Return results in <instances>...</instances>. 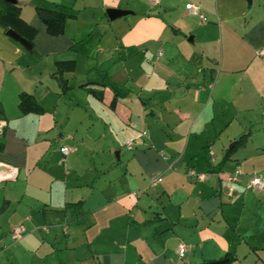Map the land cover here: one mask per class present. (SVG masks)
<instances>
[{
  "label": "crops",
  "instance_id": "1",
  "mask_svg": "<svg viewBox=\"0 0 264 264\" xmlns=\"http://www.w3.org/2000/svg\"><path fill=\"white\" fill-rule=\"evenodd\" d=\"M14 1L35 35L0 28V264H264V0Z\"/></svg>",
  "mask_w": 264,
  "mask_h": 264
},
{
  "label": "trees",
  "instance_id": "2",
  "mask_svg": "<svg viewBox=\"0 0 264 264\" xmlns=\"http://www.w3.org/2000/svg\"><path fill=\"white\" fill-rule=\"evenodd\" d=\"M36 12L45 26L47 34L50 36H59L63 33L64 24L68 18L67 15L61 11L40 8L36 9ZM0 28L4 33L12 30L32 45L35 31L21 20L20 10L16 2L10 3L5 0H0ZM59 66L72 69V63L59 64ZM19 107L24 114L39 110L35 101L29 95L20 96ZM224 259H227L226 264H229L233 258L227 254L222 260Z\"/></svg>",
  "mask_w": 264,
  "mask_h": 264
},
{
  "label": "built area",
  "instance_id": "3",
  "mask_svg": "<svg viewBox=\"0 0 264 264\" xmlns=\"http://www.w3.org/2000/svg\"><path fill=\"white\" fill-rule=\"evenodd\" d=\"M185 9L188 11L189 14L196 16L201 23L207 22L206 17L202 14L199 7L191 5V4H187L185 5ZM4 127H5V123L3 121H0V138L3 134ZM142 135L145 136L146 134L142 133ZM67 138L71 139L70 136H67ZM134 145L135 143L132 141H128L125 143V147L129 151H131L134 148ZM59 151L63 156H67L70 152V149L68 147H61ZM188 174L190 177L194 178L198 182L204 181L206 179L205 175L196 174L194 171H189ZM239 175H240L239 171H236L234 174H232L229 177L230 182L236 183L238 181ZM17 176H18L17 168L12 167L10 165L0 163V183L5 182V181H14L17 178ZM160 182H161V179L157 178L152 182V185L154 186ZM246 188L256 189V190L261 191L264 188V180L260 176H254L250 179ZM227 191L230 194L233 192L231 189H228ZM22 236H23L22 227L18 226L12 229L10 238L13 242L19 241L22 238ZM186 251H187L186 246H184L183 244H180L177 248L178 257L183 258Z\"/></svg>",
  "mask_w": 264,
  "mask_h": 264
},
{
  "label": "water",
  "instance_id": "4",
  "mask_svg": "<svg viewBox=\"0 0 264 264\" xmlns=\"http://www.w3.org/2000/svg\"><path fill=\"white\" fill-rule=\"evenodd\" d=\"M5 1L10 2V3H15L14 0H5ZM247 2L250 3L251 0H247ZM106 14H107V17L110 21H114V20H117L119 18L125 17V16L129 15L130 13L128 11L109 9L106 11ZM5 34L8 38L15 41L19 45H21L25 49V51H27V52L31 51V48H32L31 45L25 39L21 38L19 35H17L12 30H8ZM227 261H228L227 259H224V260H220V261L210 262L207 264H226Z\"/></svg>",
  "mask_w": 264,
  "mask_h": 264
}]
</instances>
